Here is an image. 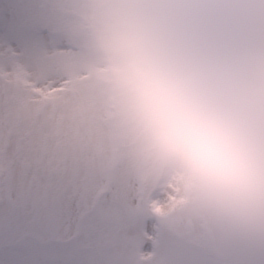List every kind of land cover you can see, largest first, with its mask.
<instances>
[{
  "label": "snow or ice",
  "instance_id": "obj_1",
  "mask_svg": "<svg viewBox=\"0 0 264 264\" xmlns=\"http://www.w3.org/2000/svg\"><path fill=\"white\" fill-rule=\"evenodd\" d=\"M0 264H264V239L190 222L148 167L86 0L0 8Z\"/></svg>",
  "mask_w": 264,
  "mask_h": 264
},
{
  "label": "clouds",
  "instance_id": "obj_2",
  "mask_svg": "<svg viewBox=\"0 0 264 264\" xmlns=\"http://www.w3.org/2000/svg\"><path fill=\"white\" fill-rule=\"evenodd\" d=\"M133 140L186 219L264 234V0H86Z\"/></svg>",
  "mask_w": 264,
  "mask_h": 264
},
{
  "label": "rangeland",
  "instance_id": "obj_3",
  "mask_svg": "<svg viewBox=\"0 0 264 264\" xmlns=\"http://www.w3.org/2000/svg\"><path fill=\"white\" fill-rule=\"evenodd\" d=\"M8 2L9 0H0V8L6 7ZM155 226H156V221L153 218H149L145 223L146 230L149 232H151ZM231 233H236L254 239H264V234H256L251 232H231Z\"/></svg>",
  "mask_w": 264,
  "mask_h": 264
}]
</instances>
